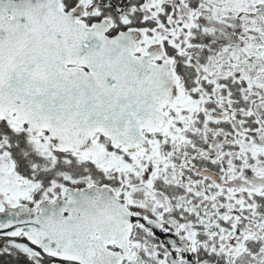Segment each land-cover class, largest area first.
I'll return each mask as SVG.
<instances>
[{
	"label": "snow or ice",
	"instance_id": "obj_1",
	"mask_svg": "<svg viewBox=\"0 0 264 264\" xmlns=\"http://www.w3.org/2000/svg\"><path fill=\"white\" fill-rule=\"evenodd\" d=\"M0 264H264V0H0Z\"/></svg>",
	"mask_w": 264,
	"mask_h": 264
}]
</instances>
